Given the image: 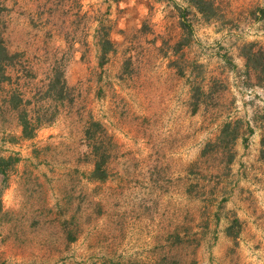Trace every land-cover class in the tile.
<instances>
[{
    "label": "rangeland",
    "instance_id": "rangeland-1",
    "mask_svg": "<svg viewBox=\"0 0 264 264\" xmlns=\"http://www.w3.org/2000/svg\"><path fill=\"white\" fill-rule=\"evenodd\" d=\"M213 2L206 20L187 0H0V157L19 159L0 175V264H264V74L245 60L264 57V0ZM18 90L30 116L56 112L31 139L5 107Z\"/></svg>",
    "mask_w": 264,
    "mask_h": 264
},
{
    "label": "trees",
    "instance_id": "trees-1",
    "mask_svg": "<svg viewBox=\"0 0 264 264\" xmlns=\"http://www.w3.org/2000/svg\"><path fill=\"white\" fill-rule=\"evenodd\" d=\"M189 6L193 7L194 10L200 14L204 19L208 20L215 16L216 5L213 0H187ZM181 28L185 29L186 26L181 24ZM101 44V56H104L108 51L111 50L112 44L107 38V33L100 40ZM245 60L248 65L252 67L253 70L260 74H264V64L261 62L264 60L263 54L259 50H253L250 45L248 52L245 54ZM13 55L9 54L3 41L0 39V93H5L3 90V85L10 84L11 75L9 74L10 69L14 67ZM53 76L46 86L44 92V98L50 101H59L64 99L65 95L68 94V88L66 86L63 70L59 68H54ZM5 107L8 111L15 113L17 116L18 125L21 128V136L24 139L33 138L35 132L42 126L48 125L53 122L56 112L50 111V108L42 109L39 108L35 111L32 110L33 115H29V111L26 108V104H29L28 100H24L20 90L15 92H10L5 94L4 97ZM239 122H226L216 138V143H223L225 141L234 142L238 135L232 129L233 125H237ZM95 126L97 124H94ZM88 133V130H87ZM228 139V140H227ZM208 145L207 148H215L216 145ZM263 145V158H264V139L262 140ZM206 149L203 151V154ZM93 154V171L91 178L96 181H103L106 178V156L101 152V147L95 143L92 148ZM228 163L233 159V155L229 156ZM19 161L17 157H0V175L6 177L7 174L13 169L15 164ZM2 212V203L0 200V213Z\"/></svg>",
    "mask_w": 264,
    "mask_h": 264
}]
</instances>
